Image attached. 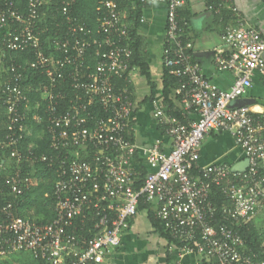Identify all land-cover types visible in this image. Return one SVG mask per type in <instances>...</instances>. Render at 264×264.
Instances as JSON below:
<instances>
[{
    "label": "built area",
    "instance_id": "1",
    "mask_svg": "<svg viewBox=\"0 0 264 264\" xmlns=\"http://www.w3.org/2000/svg\"><path fill=\"white\" fill-rule=\"evenodd\" d=\"M119 1L99 2V37L83 26H73L66 17L67 35L54 41L59 57L53 59L45 54L39 37L43 0H27L25 11L0 0V66L5 70L1 95L7 117L0 152H8L7 158L0 157V178L15 199L38 183L36 165L53 170L56 178L46 196L53 211L46 224L18 216L17 201L4 203L0 258L27 253L43 264H104L120 248L122 235L143 202L153 206L154 219L175 242L169 250L209 264H264L238 232L216 225L217 207L210 199L211 186L220 188L226 199L221 211L237 225L249 224L264 213V123L247 107L237 105L252 87L254 74L264 77V39L244 22L230 0H212L210 9L220 16L222 39L229 48L227 55L214 58V66L233 76L230 88L220 90L205 78L190 54L192 43L178 20L182 0H137L142 7L155 1L166 6L162 65L176 79L172 94L184 119L155 107L154 118L171 148L164 153L156 142L146 151L143 182L135 189L136 147L126 135L134 110L128 88L133 50ZM74 3L64 0L63 14ZM224 10L230 14L226 20ZM90 50L96 60L94 69L87 63ZM14 53H30L33 61L25 67L48 80V86L42 87L48 101L45 119L40 120L50 138L46 154H37L32 145L21 148L27 126L20 108L28 103V96L22 86L25 67L10 59ZM116 78H123L125 84L117 88L112 83ZM58 81L74 94L63 111L59 101L65 98L64 91L53 93ZM93 109L102 114L94 116ZM222 132L230 134L241 149L246 162L242 170L224 163L198 165L204 138Z\"/></svg>",
    "mask_w": 264,
    "mask_h": 264
},
{
    "label": "crops",
    "instance_id": "2",
    "mask_svg": "<svg viewBox=\"0 0 264 264\" xmlns=\"http://www.w3.org/2000/svg\"><path fill=\"white\" fill-rule=\"evenodd\" d=\"M182 2V6L178 9V17L184 26L186 38L192 43L190 50L192 58L199 64L202 74L213 86L220 90H228L232 85L233 76L229 72L216 70L214 66V58L227 55L229 48L222 39L223 24L220 17L210 9L213 1L182 0ZM230 2L244 22L256 29L264 39V2L261 0H230ZM123 11L125 18L132 12L134 15H139L140 22L137 26V36L141 43L139 63L145 67V73H142L140 66L135 65L130 76V93L134 110L127 124V134L136 147L135 156L138 161L134 164V169H137L145 165V153L156 142H159L160 150L164 153H168L171 148L170 139L154 118L157 106L163 109V114L170 115V109L163 98L162 46L165 37L166 6L163 2L155 1L142 7L137 4V0H127V6ZM4 81L5 70L0 66V90ZM36 91H39V101H35L33 105L29 102L25 107L26 117L31 123L26 124L27 132L29 136L34 137V142L29 143L32 146H36V140H41L45 131V125L44 129H36L34 126L43 124L40 122L43 119L39 111V103L45 100L42 87L39 86ZM169 100L173 107L180 110L179 103L172 93L169 94ZM238 106L247 107L252 115L257 116L264 123V77L259 73L254 74L252 87L238 101ZM2 114L0 111V127ZM212 163H224L233 169L246 166L241 149L236 146L234 138L226 132L207 135L200 146L198 165L203 167ZM148 211L152 213V205H148L147 209L138 210L129 228L122 235L120 248L113 252L104 264L210 263L206 259L181 255L177 251L169 250L174 243L156 232L148 218ZM258 215L264 218L261 216L264 213ZM256 216L253 218L254 224L257 222V226H261V221L259 222ZM142 218L147 223L144 229ZM249 224L256 232L257 227L253 226V222ZM169 254L170 259L167 261Z\"/></svg>",
    "mask_w": 264,
    "mask_h": 264
},
{
    "label": "trees",
    "instance_id": "3",
    "mask_svg": "<svg viewBox=\"0 0 264 264\" xmlns=\"http://www.w3.org/2000/svg\"><path fill=\"white\" fill-rule=\"evenodd\" d=\"M12 2L13 6L15 8H18L19 10L25 11L27 0H9ZM63 1L64 0H43V6L41 9V19L40 23H38V26L40 27V41L43 45L44 52L46 55H51L53 59H56L59 57V54L54 50L53 44L56 40H62L67 35V29H68V20L66 17H68L71 20V24L75 27L77 26H83L87 30H89L92 33V36L99 37L100 35L96 33L97 23H96V17H97V8L99 6V2L101 0H75V3L68 9L67 15L63 14L62 8H63ZM212 3V2H210ZM127 6V0H120L119 1V7L123 10ZM229 12L226 11L223 12L222 16L224 19L229 18ZM220 17V16H218ZM139 15H134V12L130 13L128 17L126 18V21L129 24V36L132 39L131 47L133 50V59H132V65L140 66V69L142 73H145V67L139 63L141 59L140 54V39L137 36V26L140 22ZM179 22L182 24L181 19L178 17ZM186 36V35H185ZM93 51H89V56L87 57V63L91 67V69L95 68L96 60L95 57L92 55ZM10 59H12L15 63L20 64L22 66H26V63H30L33 61V57L30 53H14L10 55ZM9 61V59H6ZM9 63H5V69H8ZM24 76V82H23V88L25 89V92L28 96V103L30 102L32 105L35 101H39V91H36L39 86H48V80L46 77L41 74L39 71H34L30 68L25 67V70L23 71ZM147 76V74H146ZM164 82H163V98L164 101L167 103L169 109H170V115L174 118H176L179 121H183L182 114L180 110L173 107V104L169 100V94L172 93V91L177 86L176 79L173 76H170L167 72V70L164 68ZM117 88L123 86L125 83L123 81V78H116L112 82ZM30 86V88H29ZM67 84H62L61 82L56 83L55 89H53V93L56 94L58 91H64L65 98L59 101V110L63 111L68 106V101L73 97V92L71 89L66 87ZM129 90L130 85H129ZM29 89V90H27ZM48 101H40L39 108H40V114L42 116V119H45L44 110L46 108V104ZM27 103V104H28ZM23 105L20 108L21 113H25V107L26 105ZM0 111L2 114V125L0 127V142H2L7 134V117L5 115V111L2 105V95L0 90ZM94 116H100L102 113L100 110L93 109ZM25 124H31L29 119L26 117ZM36 129H44V124L40 126H36ZM127 137L130 139V135L126 134ZM49 135L46 131H44V135L41 140H36L34 145V151L37 154H46L49 152ZM34 142V137L29 136L28 132L25 134L21 148L26 149V147L29 145V143ZM0 157L5 159L8 157V152L5 151L4 154L0 152ZM87 159H90V155H87ZM137 158L135 156L134 163L137 164ZM12 165V164H10ZM11 168V166H10ZM9 168L8 172L11 171ZM31 168V167H28ZM25 167V169H28ZM36 170V173L34 174L38 178V184L29 189L25 194H23L21 197L16 198L12 195L8 194V191L3 187L4 180L3 176L0 178V216H1V208L4 205L6 201H17L18 206L16 207L15 213L22 217V218H28L34 221H38L42 224H46L52 220L53 217V211H52V202L51 200L46 197L49 196L53 189V184L55 181V175L54 171L45 168L41 165H36L34 167ZM30 171V169H28ZM146 168L143 166H140L137 170L139 173L138 176L134 177L133 181V187L135 189H138L143 182V177L145 175ZM210 199L212 203L217 207V214H216V225L223 224L226 225L228 228L234 230L235 232H238L243 239L244 245L251 250L253 253L257 255H261V260H264V244L260 241L258 238L257 233L251 228L250 224L242 225V224H234L232 223L227 216H225L222 211L221 207L226 203L225 197L222 195L220 188L211 186V194ZM148 205L144 204L143 202H140L138 205V210L141 209H147ZM148 218L151 222L152 227L156 230L157 233H159L163 238H166L169 242L174 243L171 238L168 236V234L160 227L159 223L154 219L153 213L148 211ZM29 257L32 264H43L42 261L34 259L31 255L27 253H20V255H25ZM170 259V254L167 257V261Z\"/></svg>",
    "mask_w": 264,
    "mask_h": 264
},
{
    "label": "rangeland",
    "instance_id": "4",
    "mask_svg": "<svg viewBox=\"0 0 264 264\" xmlns=\"http://www.w3.org/2000/svg\"><path fill=\"white\" fill-rule=\"evenodd\" d=\"M8 170L9 168L7 169L6 172H8ZM259 216L260 215L256 216V218L259 219V222L261 221V226L260 225L257 226V222L254 224L255 222L254 219L252 220V222H253V226L257 227L256 232H257L258 238H260V241L264 244V218L259 217ZM261 216H264V215H261ZM146 226H147L146 220L143 219V229L146 228ZM0 264H32V262L30 261L29 257L26 256V254L25 255L15 254L10 257L0 258Z\"/></svg>",
    "mask_w": 264,
    "mask_h": 264
},
{
    "label": "water",
    "instance_id": "5",
    "mask_svg": "<svg viewBox=\"0 0 264 264\" xmlns=\"http://www.w3.org/2000/svg\"><path fill=\"white\" fill-rule=\"evenodd\" d=\"M236 105V104H235ZM238 105V104H237ZM246 165V164H245ZM243 168H241V169H239V170H242ZM236 170H238V168L236 169Z\"/></svg>",
    "mask_w": 264,
    "mask_h": 264
}]
</instances>
